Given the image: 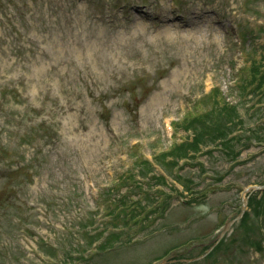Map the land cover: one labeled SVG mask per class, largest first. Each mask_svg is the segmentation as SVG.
<instances>
[{
  "label": "rangeland",
  "instance_id": "rangeland-1",
  "mask_svg": "<svg viewBox=\"0 0 264 264\" xmlns=\"http://www.w3.org/2000/svg\"><path fill=\"white\" fill-rule=\"evenodd\" d=\"M93 1L7 0L0 9V91L20 94L0 108V141L11 146L7 157L0 156V194H10V203L18 209L0 202V264H59L68 255L80 258L79 251L86 257L81 264H150L183 244L187 246L169 259L186 260L215 241L223 222L236 217L247 187L264 182V146L244 150L243 164L234 170L218 153H202L205 171L229 174L221 185L202 177L215 194L191 207L181 205L187 200L174 198L164 220L146 222L141 233L130 230V225L140 227L132 222L123 227L112 249L106 250L105 243L100 250L98 242L85 253L91 238L80 225L92 213L94 225L86 231H99L108 220L98 200L125 192L121 185L113 188L117 175L129 166L125 139L146 143L161 136L157 151L168 149L164 120L181 117L188 96L198 98L213 84L238 103L231 87L243 62L237 46L239 25L264 23V0H179V18L186 20L180 28L169 19L171 0H136L146 17L140 12L132 17L134 7L126 8L122 0H103L102 12ZM161 15L169 20L165 27L157 21ZM164 66L172 69L155 74ZM137 76L134 88L126 85ZM132 93L139 95L137 100ZM258 107L256 100L245 109L239 106V111L243 126L250 127L252 119L260 124L254 127L263 139L264 108ZM18 167L26 178L33 175L32 181L19 178L23 170ZM181 167L177 172L184 176L201 173L194 165ZM46 204L57 210L40 215ZM234 227L228 239L238 234ZM42 239L58 249L55 260L38 250ZM235 247L239 251L218 254L215 264H264V254Z\"/></svg>",
  "mask_w": 264,
  "mask_h": 264
}]
</instances>
